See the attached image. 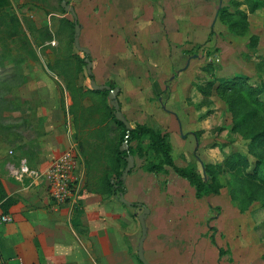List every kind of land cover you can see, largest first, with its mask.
Listing matches in <instances>:
<instances>
[{
    "label": "rangeland",
    "instance_id": "obj_1",
    "mask_svg": "<svg viewBox=\"0 0 264 264\" xmlns=\"http://www.w3.org/2000/svg\"><path fill=\"white\" fill-rule=\"evenodd\" d=\"M61 1L9 0L0 11V20L16 21L0 28V132L18 151L8 153L10 166L40 173L63 151L52 153L61 130L75 143L81 183L70 216L94 224L96 255L108 223L111 264H140L142 208L123 205L108 186L127 166L116 161L121 127L108 96L91 90L73 45L78 24L94 81L119 89L130 128L158 126L175 166L213 176L219 189L196 199L148 137L132 143L122 199L150 210L146 261L264 264V185L255 177L264 142L254 141L264 134V0H66L74 18ZM43 149L48 162L38 168Z\"/></svg>",
    "mask_w": 264,
    "mask_h": 264
},
{
    "label": "crops",
    "instance_id": "obj_2",
    "mask_svg": "<svg viewBox=\"0 0 264 264\" xmlns=\"http://www.w3.org/2000/svg\"><path fill=\"white\" fill-rule=\"evenodd\" d=\"M147 127L164 134L158 126ZM2 133L0 132V187L2 191L0 214H5L9 218L8 223L0 225V256L2 259L7 264H111L110 247L113 242L111 244L110 224L105 223V226H102L100 230L103 240L101 247L105 248L96 255L92 239L98 230L91 223V220H88V228H86L87 218H72L68 203L57 206L49 197L45 181L33 182L29 179L28 185L25 186L23 182H19L24 177L22 179L13 177L15 169L8 162V153L17 155V148L14 147V139L16 138L9 136L8 139H5L2 137ZM58 137L60 140L58 144H55L56 149L52 150L55 156L61 150L63 151L60 154L67 150L72 140L64 137L61 130L56 138ZM56 138H52V141L56 142ZM48 145L49 143L45 144V146L53 148L51 143L50 146ZM21 150L24 151V149ZM44 151L46 150H38L39 154L36 160L38 168H42L48 162L45 160V156L49 154ZM75 174L78 175V167ZM33 185L35 187H32ZM126 203L131 204L130 202ZM137 204L141 205L140 203ZM141 208L138 207L139 210ZM85 232L87 236H85ZM97 241L101 243L100 239Z\"/></svg>",
    "mask_w": 264,
    "mask_h": 264
},
{
    "label": "trees",
    "instance_id": "obj_3",
    "mask_svg": "<svg viewBox=\"0 0 264 264\" xmlns=\"http://www.w3.org/2000/svg\"><path fill=\"white\" fill-rule=\"evenodd\" d=\"M9 6V0H0V11L3 10L6 11ZM260 5L257 3H253L250 5V11L254 12ZM3 11V12H4ZM4 20V21H3ZM0 20V28H4L7 25H15L16 21H14L13 18H10L9 20ZM76 23V21H75ZM1 31V29H0ZM31 32V30H30ZM46 39H50V36H48ZM89 58V56H87ZM84 63V60L82 61ZM90 80H94L93 75L89 76ZM113 88V87H111ZM95 93H101L104 95H107V91H94ZM110 112L113 114L112 118L115 120V122L121 127L120 131V143L121 145L126 142L128 146V152H121L119 148L116 151L117 155V163L123 162V164H126V157L128 154H130L133 150L132 143L140 141L143 137H148L149 140V146L151 149L163 156L164 163L170 167L178 174L179 177L182 179H185L191 186L194 187L195 190V197L196 199H202L205 197L215 196L218 195L219 189L217 185L215 184V181L212 179L213 176H211L208 179L202 178L198 173L192 168V167H185V168H179L176 167L173 163V160L170 155V145L167 142V135L162 134L159 131H155L154 129H151L144 125H136L134 128L126 129L125 126L116 120L114 115V110L110 108ZM263 137V139H261ZM254 141H263L264 142V134L260 135V137H255ZM131 155V154H130ZM124 172V171H123ZM256 178L264 185V171L262 169L255 170ZM122 172H115L114 178L112 180L108 181V186L110 189H112L116 194H119V197L121 198V202L123 201V196L126 194V187L124 183V179L122 177ZM0 195H2L1 187H0ZM124 204L132 207V208H138L142 207L143 205H138L137 203H125Z\"/></svg>",
    "mask_w": 264,
    "mask_h": 264
},
{
    "label": "built area",
    "instance_id": "obj_4",
    "mask_svg": "<svg viewBox=\"0 0 264 264\" xmlns=\"http://www.w3.org/2000/svg\"><path fill=\"white\" fill-rule=\"evenodd\" d=\"M75 143L70 142L69 148L60 154L48 167L40 173L30 169L24 162L15 169L13 177L22 179L30 178L33 182L44 180L47 184L50 199L57 205L68 203L69 205L79 198L81 183L76 175L77 160L75 157ZM9 222L5 214H0V225ZM0 264H7L0 256Z\"/></svg>",
    "mask_w": 264,
    "mask_h": 264
},
{
    "label": "water",
    "instance_id": "obj_5",
    "mask_svg": "<svg viewBox=\"0 0 264 264\" xmlns=\"http://www.w3.org/2000/svg\"><path fill=\"white\" fill-rule=\"evenodd\" d=\"M60 7L64 10V12L70 13L73 18L76 17L74 9L67 4L66 0H62L60 2ZM79 35H80V26L78 24H75L74 25V35H73V45L78 52L84 54L85 56L84 63L86 64V73L88 76H90L92 75V62L87 57L90 55V52L87 48L80 46ZM90 87H91V90L93 91H104L105 90L108 92L107 96L110 101L111 108L114 110V115H115L116 120L122 123L126 129H130V125L128 121L125 119L123 114L120 112L119 102L117 100L119 89L117 87L111 88L110 86H106V85H103V86L98 85L96 84L94 80L90 81ZM119 150L121 152H128V146L126 142H124L120 146ZM125 160H126L127 166L124 169V172L122 174L123 179L127 177L129 172L134 167V157L132 155L128 154ZM122 202H125V201L123 200ZM149 212L150 211L147 207L142 206V212L138 216V222L141 228V236L138 240V245H137V258L141 264H150L145 260L144 255H143V243L147 235L145 219L148 216Z\"/></svg>",
    "mask_w": 264,
    "mask_h": 264
},
{
    "label": "flooded vegetation",
    "instance_id": "obj_6",
    "mask_svg": "<svg viewBox=\"0 0 264 264\" xmlns=\"http://www.w3.org/2000/svg\"><path fill=\"white\" fill-rule=\"evenodd\" d=\"M91 81V80H90Z\"/></svg>",
    "mask_w": 264,
    "mask_h": 264
}]
</instances>
